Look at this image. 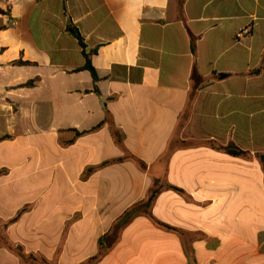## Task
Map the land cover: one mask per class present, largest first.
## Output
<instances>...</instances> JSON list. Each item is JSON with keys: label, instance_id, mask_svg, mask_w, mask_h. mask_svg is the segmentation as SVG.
<instances>
[{"label": "crops", "instance_id": "obj_1", "mask_svg": "<svg viewBox=\"0 0 264 264\" xmlns=\"http://www.w3.org/2000/svg\"><path fill=\"white\" fill-rule=\"evenodd\" d=\"M0 9V264H264V0Z\"/></svg>", "mask_w": 264, "mask_h": 264}, {"label": "trees", "instance_id": "obj_2", "mask_svg": "<svg viewBox=\"0 0 264 264\" xmlns=\"http://www.w3.org/2000/svg\"><path fill=\"white\" fill-rule=\"evenodd\" d=\"M0 13H4L3 10L0 9ZM67 29H68V32L78 41L79 45L82 47L83 55L85 58V65L82 69L88 70L92 75L94 83H96L97 75H96L94 68L91 65L90 54L86 53V51H85L86 46L84 44V40H83L78 28L69 24ZM12 64L13 65H30L31 63L19 60V61L13 62ZM263 70H264V57L262 59L260 66L258 68H256L255 70H253L252 74H259ZM35 83H36V79L30 80L26 84H24L22 87H33L35 85ZM94 90L97 92L96 86H95ZM108 120L109 119L106 117L103 122L108 121ZM103 122L100 123L97 127L101 126L103 124ZM113 136L116 138L117 142L120 143V141H121L120 135L117 132L113 131ZM220 149H223L226 153H228L229 155L234 156V157H249V155H250L248 152L243 151V150H241V149H239L233 145H229L227 147H221ZM255 157L260 160V162L262 163V166L264 168V154H255ZM115 161H117V162L122 161V159H117V160H112V161L109 160V161L104 162L102 165H104V166L110 165L111 163H113ZM157 186H158V184H155V186L150 191L157 189ZM163 188L181 191L180 189H178L176 187L168 186V185H164ZM100 245H101V241H100ZM15 250L17 251V254L22 257V248H20L18 246ZM28 260H30V263H32V264H48L44 259L33 258V256H30V258H28Z\"/></svg>", "mask_w": 264, "mask_h": 264}, {"label": "built area", "instance_id": "obj_3", "mask_svg": "<svg viewBox=\"0 0 264 264\" xmlns=\"http://www.w3.org/2000/svg\"><path fill=\"white\" fill-rule=\"evenodd\" d=\"M249 33H250V28H247V27L242 28L236 33V38L237 39L244 38L248 36Z\"/></svg>", "mask_w": 264, "mask_h": 264}, {"label": "water", "instance_id": "obj_4", "mask_svg": "<svg viewBox=\"0 0 264 264\" xmlns=\"http://www.w3.org/2000/svg\"><path fill=\"white\" fill-rule=\"evenodd\" d=\"M153 196H154V195H152V198H153ZM152 198H150V199L148 200V202H147L146 205H149V203H150V201H151ZM133 213H134V211L129 212V213L125 216V220L128 219L129 217H131V216L133 215Z\"/></svg>", "mask_w": 264, "mask_h": 264}]
</instances>
